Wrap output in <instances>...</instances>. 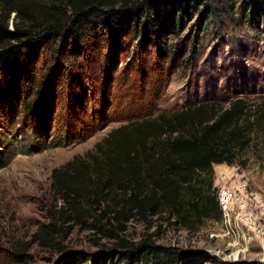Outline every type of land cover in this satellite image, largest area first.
<instances>
[{
	"label": "rangeland",
	"instance_id": "1",
	"mask_svg": "<svg viewBox=\"0 0 264 264\" xmlns=\"http://www.w3.org/2000/svg\"><path fill=\"white\" fill-rule=\"evenodd\" d=\"M208 2L206 15L202 8L179 32H167L160 41L151 35L146 40L142 23L120 25L125 36L113 62L110 43L102 34L89 59L85 55L71 60L59 56V45L55 44L44 49L35 66L36 75L43 80L59 62L60 75H64L60 83L59 79L55 81L56 97H49L42 112L38 105L42 106L46 98L44 92L28 99L33 103L32 112H26L15 99L0 109V141L11 140L5 134L9 127L19 139L18 148L0 156L2 251L22 247L28 264H57L70 253L91 255L115 248L122 241L137 244L151 239L157 245L190 254L196 264H264V237L256 231L264 229V123L254 128V146L239 153L235 164L213 168L211 195L224 186V174L231 178L228 183L236 177L247 181L249 223L235 221L236 212L232 221L241 236L223 237L225 223L221 215L184 225L176 223L169 211H162L147 219H132L124 229L106 222L101 228L93 220L77 223L72 217L61 218L64 202L53 187L55 169L76 156H84L112 129L129 121L206 102L227 103L237 96L250 103L248 115L259 114L264 108V15L260 23L249 25L242 13L245 9L254 11L246 4L255 0ZM107 20L113 29L118 27L114 19ZM201 21L205 32L197 33ZM70 75L79 81L72 82ZM35 108L38 112L32 118ZM99 109L104 113L102 117ZM37 118L45 123L48 133L50 127L52 139L60 138L67 125L69 131H76L80 121L85 127L99 123L100 128L86 141L56 147L32 136L29 129ZM98 214H102L100 209ZM42 225H50L52 230L50 246H46L45 235L39 233ZM3 261H9L5 254L0 257Z\"/></svg>",
	"mask_w": 264,
	"mask_h": 264
},
{
	"label": "trees",
	"instance_id": "2",
	"mask_svg": "<svg viewBox=\"0 0 264 264\" xmlns=\"http://www.w3.org/2000/svg\"><path fill=\"white\" fill-rule=\"evenodd\" d=\"M246 5L254 11L243 10L244 21L260 23L264 0ZM202 8L206 15L208 0H0V109L15 99L26 112H32L28 99L44 92L46 101L38 105L42 112L49 97H56L55 81L60 83L64 75H60L59 62L41 81L35 69L48 45H59L58 55L69 56V60L84 55L89 59L102 34L110 43L113 62L125 36L120 25L142 23L145 39L151 35L160 41L167 32H179ZM107 18L114 19L118 27L113 29ZM202 25V21L197 24V33L205 32ZM70 78L79 81L75 75ZM249 105L237 96L227 103L206 102L174 113L159 111L112 129L84 156L54 170L53 187L64 202L61 218L124 229L132 219H147L162 211H169L176 223L184 225L220 216L217 194L211 195L214 165L235 164L239 153L254 146V128L264 123V108L250 116ZM33 123L32 136L56 147L86 141L100 128L99 123L85 127L80 121L76 131H69L67 125L60 138L52 139L50 127L48 133L42 120ZM8 130L5 134L11 140L0 141V156L18 148L16 132ZM51 231L50 225L39 228L46 246H50ZM4 254L9 261L0 264H28L22 247L0 249V257ZM193 261L190 254L149 239L137 244L122 241L91 255L70 253L57 264H196Z\"/></svg>",
	"mask_w": 264,
	"mask_h": 264
},
{
	"label": "built area",
	"instance_id": "3",
	"mask_svg": "<svg viewBox=\"0 0 264 264\" xmlns=\"http://www.w3.org/2000/svg\"><path fill=\"white\" fill-rule=\"evenodd\" d=\"M222 179H227L224 186L217 189V201L221 211V216L224 220V235L223 237H237L241 236L238 228L232 225L233 213L236 212L237 216L234 218L239 223H249L247 210L249 207V196L247 191V181L242 177H236L234 181L226 177L224 174ZM258 234L264 237V229L256 228ZM239 233V235H237ZM243 234V233H242Z\"/></svg>",
	"mask_w": 264,
	"mask_h": 264
}]
</instances>
